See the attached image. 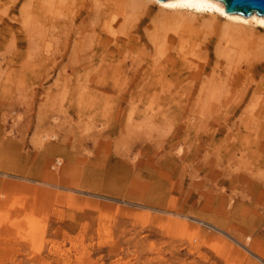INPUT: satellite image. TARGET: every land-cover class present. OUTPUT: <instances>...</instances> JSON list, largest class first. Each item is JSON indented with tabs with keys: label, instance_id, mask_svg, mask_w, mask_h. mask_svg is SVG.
Returning <instances> with one entry per match:
<instances>
[{
	"label": "rangeland",
	"instance_id": "374dc122",
	"mask_svg": "<svg viewBox=\"0 0 264 264\" xmlns=\"http://www.w3.org/2000/svg\"><path fill=\"white\" fill-rule=\"evenodd\" d=\"M86 2L52 27L62 58L0 62V264H264V148L234 124L244 106L212 126L186 94L130 93L155 57L149 17L114 26L132 41L118 85L91 80L109 35ZM182 38L201 65L202 37Z\"/></svg>",
	"mask_w": 264,
	"mask_h": 264
},
{
	"label": "bare ground",
	"instance_id": "6f19581e",
	"mask_svg": "<svg viewBox=\"0 0 264 264\" xmlns=\"http://www.w3.org/2000/svg\"><path fill=\"white\" fill-rule=\"evenodd\" d=\"M20 1L23 2L17 9ZM82 1L93 3L98 28L109 35L108 41L102 44L109 56L99 59L107 64L89 73L91 80L109 77L118 85L116 80L123 76L125 65L124 59L118 56L132 41L130 37L124 42L114 36V26L119 21L129 24V19L136 16H139V26L149 17L145 34L155 57L146 63L141 73L132 69L134 77H139L136 85L140 88L130 93L146 94L159 100L186 94L191 108L198 109L212 126L225 124L218 122L217 112L235 116L244 106L234 124L251 127L256 135L254 148H264V82L253 80L255 74L264 70V15L255 11L247 16L228 13L221 0H13L10 5L0 0V62L51 64L62 58L60 52L59 56L52 57L56 54L53 49H60L58 40L53 38L52 27L59 21L64 22L67 14ZM152 6L157 12L151 16ZM15 10L17 17L13 15ZM256 27L261 28L262 33L255 35ZM183 34L190 39V47L198 45L199 36L202 37L205 56L201 65L187 60L181 45L174 49L178 42H185ZM107 43L111 45L107 47ZM61 45V50L66 49V43ZM113 52H117L116 57ZM250 56L256 60L248 62L245 70L228 66L232 61L239 62ZM183 82L187 83L186 88L181 86Z\"/></svg>",
	"mask_w": 264,
	"mask_h": 264
},
{
	"label": "water",
	"instance_id": "95a60500",
	"mask_svg": "<svg viewBox=\"0 0 264 264\" xmlns=\"http://www.w3.org/2000/svg\"><path fill=\"white\" fill-rule=\"evenodd\" d=\"M228 13H239L244 16L253 11L264 15V0H221Z\"/></svg>",
	"mask_w": 264,
	"mask_h": 264
}]
</instances>
